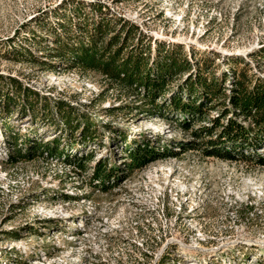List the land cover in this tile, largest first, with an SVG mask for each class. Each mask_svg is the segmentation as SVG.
Returning a JSON list of instances; mask_svg holds the SVG:
<instances>
[{
    "label": "rangeland",
    "instance_id": "374dc122",
    "mask_svg": "<svg viewBox=\"0 0 264 264\" xmlns=\"http://www.w3.org/2000/svg\"><path fill=\"white\" fill-rule=\"evenodd\" d=\"M83 16L126 21L153 61L177 48L189 72L150 104L82 71L51 46ZM209 67L217 82L264 85V0H0V91L17 105L0 110V264H264V147H205L230 119L253 126L231 111L234 83L201 101V122L170 100L188 101L180 87ZM144 146L154 160L130 167Z\"/></svg>",
    "mask_w": 264,
    "mask_h": 264
},
{
    "label": "trees",
    "instance_id": "16d2710c",
    "mask_svg": "<svg viewBox=\"0 0 264 264\" xmlns=\"http://www.w3.org/2000/svg\"><path fill=\"white\" fill-rule=\"evenodd\" d=\"M77 17L80 18L79 15ZM83 18L85 20L78 21L75 25L79 35L72 30L73 25L70 21L60 22L59 29L62 36L54 33V45L51 46V51L55 52L54 54L61 59L71 55L72 60L70 61L73 66L79 67L82 71L97 72L114 83L116 87L129 93L135 92V95L143 91L146 99L151 102L150 104L157 95H164L168 91L167 85L172 83L176 77L184 76L189 72L190 63L181 58L180 53L179 55L176 54L175 50L177 48L169 50L159 47L156 51L158 58L153 61L150 55L149 43L143 45L139 30L132 25L128 26L129 24L126 21H123L124 23L118 31H111L114 26L109 20H101L100 23L94 26V22H89V19L85 16ZM119 21L121 22V20ZM151 62L152 66L150 65ZM230 65L232 64L230 63ZM210 70V67L206 71L199 69L191 80L180 87V92L188 94V101H182L180 96L170 98L174 104L172 105L174 110L196 116L197 121L201 120L206 114L204 113L205 103L208 102L212 105V103L217 102L224 95V90L221 87L223 83L232 82L234 88L230 97L231 111L235 116H241L245 120L250 119L253 126L245 129L240 123L230 119L225 126L220 127L221 131L216 140L210 138L205 141V147L207 148L209 145L210 148H217L222 142H238L240 140H243L244 145L251 147L252 150H257L260 146L264 147V85L254 84L249 87L245 83L243 84V81L235 80V77L228 80L225 73L222 74L221 82H217ZM232 73L234 76V69ZM11 85L15 88L17 94L23 92L22 95L25 96L26 100L30 96V91L22 90L18 83L13 81ZM2 96L4 95L0 91V98ZM197 99L199 100L195 101ZM2 100L4 101L1 102L0 99V110L11 117L15 113L14 109L12 111L9 109L12 103L11 98L6 94ZM202 100L205 101L204 104L201 103ZM195 103L198 104L195 105ZM12 104L16 105L14 102ZM30 109L31 111L35 110L33 106ZM57 110L61 113L63 109L57 108ZM49 114L50 112L46 115L49 116ZM63 118L64 126L68 127L72 122V118L68 116ZM216 124L218 123L215 122L214 125ZM218 127L219 125L214 126L215 129ZM213 129L201 127L195 130L194 136L199 139L203 136L210 137ZM12 136L13 140L16 141L17 135L13 134ZM240 146L242 144L238 143L236 147ZM37 147H39L38 152L51 153L55 152L57 144H55V149H50L49 146L41 143ZM150 152V148L144 146L142 151L139 149L135 153H129L130 167L140 169L154 160L153 158H145L148 154L151 156ZM259 162V164H264L263 160H259ZM77 167L84 170L81 165H77Z\"/></svg>",
    "mask_w": 264,
    "mask_h": 264
},
{
    "label": "bare ground",
    "instance_id": "6f19581e",
    "mask_svg": "<svg viewBox=\"0 0 264 264\" xmlns=\"http://www.w3.org/2000/svg\"><path fill=\"white\" fill-rule=\"evenodd\" d=\"M77 229H79V228H81V225H77V227H76Z\"/></svg>",
    "mask_w": 264,
    "mask_h": 264
}]
</instances>
